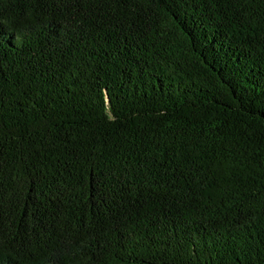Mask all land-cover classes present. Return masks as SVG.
I'll return each instance as SVG.
<instances>
[{
    "label": "trees",
    "instance_id": "trees-1",
    "mask_svg": "<svg viewBox=\"0 0 264 264\" xmlns=\"http://www.w3.org/2000/svg\"><path fill=\"white\" fill-rule=\"evenodd\" d=\"M0 264H264V0H0Z\"/></svg>",
    "mask_w": 264,
    "mask_h": 264
}]
</instances>
